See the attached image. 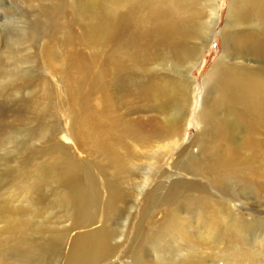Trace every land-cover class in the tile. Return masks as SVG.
Returning a JSON list of instances; mask_svg holds the SVG:
<instances>
[{
    "label": "rangeland",
    "instance_id": "374dc122",
    "mask_svg": "<svg viewBox=\"0 0 264 264\" xmlns=\"http://www.w3.org/2000/svg\"><path fill=\"white\" fill-rule=\"evenodd\" d=\"M59 1L0 0V264H69L73 239L100 228L111 256L94 264H264V163L242 180L207 172L210 123L197 120L214 97L211 70L234 63L228 15L244 0L216 1L218 22L189 71L162 59L142 76L127 61L122 83L117 33L75 21ZM161 27L139 12L124 35ZM155 76L193 83L187 118L180 134L136 140L126 128L153 132L147 120L160 118L137 88Z\"/></svg>",
    "mask_w": 264,
    "mask_h": 264
},
{
    "label": "bare ground",
    "instance_id": "6f19581e",
    "mask_svg": "<svg viewBox=\"0 0 264 264\" xmlns=\"http://www.w3.org/2000/svg\"><path fill=\"white\" fill-rule=\"evenodd\" d=\"M216 1L60 0L57 6L72 11L69 17L77 22L93 24L105 34L111 30L117 33L111 61L115 67L113 75L122 83L127 61L133 62L142 76L150 72L156 60L162 59H166L177 74L185 65L190 67L186 66L185 71H189L210 41L211 29L218 22ZM139 12L160 20L162 27L143 28L138 36L125 37L126 23L133 22ZM228 18L227 24L237 30L226 35L224 57H231L234 63L227 66L222 62L211 70L214 97L196 118L211 126H206L210 133L204 134L210 137L209 141L203 138L200 143L201 152L209 158L203 169L226 172L233 179L242 180L256 165L264 163V0H244V4L230 9ZM93 36L92 32L86 35L89 40ZM18 37V41L25 38V32ZM78 66L84 68L80 62ZM107 78L103 69L101 85L104 91ZM183 78L186 82L163 76L141 80L137 88L143 91L149 109L156 111L160 118H148L147 121L155 126L153 132L134 122L126 128L128 136L140 140L150 133L160 136L181 133L193 86L188 83L189 78ZM151 92L155 93L156 103L150 104ZM115 125L116 130H122L117 122ZM234 133L241 134L242 139L232 141ZM240 149L245 152L239 154ZM70 251L74 260L69 264H94L111 256L104 228L78 234Z\"/></svg>",
    "mask_w": 264,
    "mask_h": 264
}]
</instances>
